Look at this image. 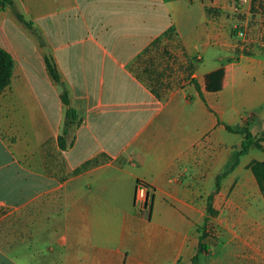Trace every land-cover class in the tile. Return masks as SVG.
<instances>
[{
    "label": "crops",
    "instance_id": "1",
    "mask_svg": "<svg viewBox=\"0 0 264 264\" xmlns=\"http://www.w3.org/2000/svg\"><path fill=\"white\" fill-rule=\"evenodd\" d=\"M12 1L36 36L0 9V49L13 60L0 94V264H190L205 220L215 233L193 264H264V198L248 169L264 154L249 150L215 192L242 142L225 126L264 120V0L238 11L232 0ZM171 27L162 44L174 73L157 98L135 60ZM44 48L77 116L64 151L62 87ZM220 68L221 91L208 93ZM138 181L152 190L143 214Z\"/></svg>",
    "mask_w": 264,
    "mask_h": 264
},
{
    "label": "trees",
    "instance_id": "2",
    "mask_svg": "<svg viewBox=\"0 0 264 264\" xmlns=\"http://www.w3.org/2000/svg\"><path fill=\"white\" fill-rule=\"evenodd\" d=\"M9 9L11 13L15 16V18L23 25L25 28H27L32 34L36 36V32L33 29L32 23L28 22L24 19V17L17 12L15 5L12 0H0V9ZM174 35V29L171 27L169 28L162 36L159 38H156L149 47H147L141 55L137 57L135 60V72L136 75L140 77H146V80H148L150 83L151 92L157 97L160 98L161 94L169 89L170 87V80L173 75V70L170 67V63L174 61V58H161L160 62L155 64L154 60L152 58H147L146 60H143L142 58L145 54H147L151 49L157 48V46L164 40H171ZM246 55H248L246 53ZM150 59V60H149ZM144 64L143 68H140V66ZM164 64V66H163ZM160 67L157 71L154 70L156 67ZM163 66V67H162ZM45 67L47 70V73L51 79V81L62 87V92L60 94V101L65 106V114H64V121H63V127L61 130V134L58 136V146L60 150H66L69 146H71V143H68V132L71 127H73L76 124L77 116L76 112L73 108L69 105V99L67 91L64 89L62 82L60 80V76L58 74V71L54 65L49 64L47 59H45ZM151 67H154L151 69ZM13 68V60L11 56L5 52L4 50L0 49V94L4 91V89L8 86L11 73ZM190 68H187V70ZM191 71V70H190ZM224 77V70L222 68L210 73L206 77V91L208 93H218L221 91L222 88V81ZM192 84L195 87L198 94L201 96L199 86L195 80H192ZM225 130L232 134H238L243 137V140L240 144V150L234 155V159L227 170H225L223 173L217 176L215 180V192L219 189V183L220 180L225 177L228 173H230L239 163V159L246 155L247 152L251 147H254L255 149L262 151L264 153V149L261 145V143L264 142V130L256 135L253 136L248 128V124H246L245 127L234 130L233 128L229 126H225ZM98 161L93 160L89 161L85 164H83L80 168L75 170V172H79L83 170L87 166L96 165ZM248 169L251 171L253 177L256 180V183L258 185L259 191L262 194L264 198V161H253L249 164ZM211 200L212 196L209 197L208 203H207V213L212 216L215 214L214 210L211 206ZM205 224L206 220L204 222V226L198 229L199 232V238H198V244L196 248V253L191 259L190 264H193L199 255L202 253H205L207 251V246L203 243V241L207 238V234L205 232Z\"/></svg>",
    "mask_w": 264,
    "mask_h": 264
},
{
    "label": "rangeland",
    "instance_id": "3",
    "mask_svg": "<svg viewBox=\"0 0 264 264\" xmlns=\"http://www.w3.org/2000/svg\"><path fill=\"white\" fill-rule=\"evenodd\" d=\"M233 36L234 37H236L235 36V33L233 32ZM238 46H240V43L238 42ZM169 50H172L171 49V46L169 45V43H166V45L165 44H162V42L157 46V48H153V49H151L147 54H145L142 58H144L143 60H146L147 58H152L153 60H154V62H155V64H157V63H159L160 62V60H161V58H174L173 56V54L169 51ZM150 60V59H149ZM144 67V64H142L141 66H140V68H143ZM135 68H136V66H135ZM154 67H151V69H153ZM160 67L158 66V67H156V68H154V70H158ZM143 78H145V80H146V77H143ZM147 82H149L148 80H147ZM150 83V82H149ZM244 113H246V112H244ZM246 115V114H245ZM246 124L247 123H244L243 122V124H242V126L240 127V128H238V130L239 129H241V128H243V127H245L246 126ZM233 126H235L234 128H237L236 127V124L235 125H233ZM249 129H250V131H251V133L253 134V135H255V134H257V133H260L262 130H263V128H264V120L263 121H261L259 118H255L252 122L250 121V126L248 127ZM226 137H229L232 141H235L236 143L239 141V139H240V136L239 135H236V136H229L228 134H226ZM242 137V136H241ZM227 140H228V138H227ZM242 140H243V137H242ZM239 146L237 145L236 147H235V149H233L234 151H233V153L231 154V157H230V163H228L227 164V169H228V167L230 166V164L232 163V161H233V159H234V155L239 151ZM250 152H249V154H248V158L249 157H253V156H258V157H262L263 156V152L262 151H259V150H257V149H255L254 147H251L250 149ZM248 153V152H247ZM213 227H205V231H207L208 232V234H209V236L210 237H213L212 235H213V233H215L214 231H213V229H212Z\"/></svg>",
    "mask_w": 264,
    "mask_h": 264
},
{
    "label": "built area",
    "instance_id": "4",
    "mask_svg": "<svg viewBox=\"0 0 264 264\" xmlns=\"http://www.w3.org/2000/svg\"><path fill=\"white\" fill-rule=\"evenodd\" d=\"M248 0H232L233 8L238 11ZM233 32L240 43L242 49H248L250 40L247 31L242 26L233 28ZM259 46L264 50V39L260 41ZM152 190L143 181H138L135 185L133 206L137 213H146L151 207Z\"/></svg>",
    "mask_w": 264,
    "mask_h": 264
},
{
    "label": "water",
    "instance_id": "5",
    "mask_svg": "<svg viewBox=\"0 0 264 264\" xmlns=\"http://www.w3.org/2000/svg\"><path fill=\"white\" fill-rule=\"evenodd\" d=\"M43 52H44V54H45V56H46V59H47V61L49 62V64L53 65V62H52V59H51V57H50V55H49V51H48V49H47V48H44V49H43Z\"/></svg>",
    "mask_w": 264,
    "mask_h": 264
}]
</instances>
